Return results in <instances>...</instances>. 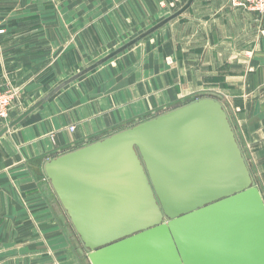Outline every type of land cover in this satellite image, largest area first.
I'll return each instance as SVG.
<instances>
[{"label":"crops","instance_id":"1","mask_svg":"<svg viewBox=\"0 0 264 264\" xmlns=\"http://www.w3.org/2000/svg\"><path fill=\"white\" fill-rule=\"evenodd\" d=\"M162 1V20L187 2ZM29 9L28 0H0V88L19 90L27 109L93 65L90 57L112 37L29 34ZM168 27L169 34H156ZM156 33L64 87L0 138V264H75L47 199L61 205L46 163L170 112L210 86L228 89L236 106L231 124L264 198V15L230 0H195ZM13 110L16 118L25 111Z\"/></svg>","mask_w":264,"mask_h":264},{"label":"water","instance_id":"2","mask_svg":"<svg viewBox=\"0 0 264 264\" xmlns=\"http://www.w3.org/2000/svg\"><path fill=\"white\" fill-rule=\"evenodd\" d=\"M195 0L52 90L183 16ZM45 174L90 264H264V198L229 116L200 99L48 161Z\"/></svg>","mask_w":264,"mask_h":264},{"label":"rangeland","instance_id":"3","mask_svg":"<svg viewBox=\"0 0 264 264\" xmlns=\"http://www.w3.org/2000/svg\"><path fill=\"white\" fill-rule=\"evenodd\" d=\"M34 1L35 0H28L30 7L29 22L31 25L29 34H50V31H54L55 34L112 35V37L108 40V44L102 48V51L99 52V54H94L90 57V61L88 62L90 64L105 57L145 32L148 28L159 23L164 17H166L165 8H167L164 6V2H158L159 0H36L39 3L37 8L31 6ZM174 1L182 3L184 0ZM152 3L154 6L149 5ZM167 6H169V3ZM172 8H176V3L175 5H172ZM35 11L36 15H32ZM169 30L170 27L165 28L163 31L156 34H169ZM2 33L3 31H0V34ZM155 38L156 35H153L151 39L154 40ZM151 39L147 42H150ZM133 48L134 47H132V49ZM132 49H129L125 53ZM121 56L122 54L109 62H116ZM227 90V88H221L219 91L218 88H212L210 86L202 93L186 99L177 107L180 108L200 99H215L223 105L230 121V117H233V120L235 121L233 111L236 109V106L234 107L230 104L229 99L227 98V93L225 92ZM15 91L17 92L18 98L14 102L13 109H16L14 114H21L22 111L27 109L26 106L28 104L21 103L19 99L20 91ZM13 109L9 119L7 121L0 122L2 126H7L16 119V117L12 116L14 111ZM237 109L240 110V108ZM236 137L239 142L240 137L237 134ZM242 138L243 137L241 135V139ZM240 147L243 151L241 145ZM243 147L245 149L243 151V155L246 162L248 161L247 163H251V159L248 158L249 152L245 146ZM249 169L251 171L250 167ZM254 185L258 187L255 180ZM47 199L54 210L53 217L60 225V234L63 240L62 247H67L65 251L68 250V248L71 250V256H75L76 259L75 264H90L88 260V250L83 247V244L81 243L79 236L75 233L66 212L63 210L61 205L56 204V199L54 204V199H50L49 196H47Z\"/></svg>","mask_w":264,"mask_h":264},{"label":"built area","instance_id":"4","mask_svg":"<svg viewBox=\"0 0 264 264\" xmlns=\"http://www.w3.org/2000/svg\"><path fill=\"white\" fill-rule=\"evenodd\" d=\"M230 4L235 8H242L264 15V0H230ZM17 98L18 95L15 90H2L0 88V122L7 121L9 119L14 102ZM69 130L73 132L75 128L70 127Z\"/></svg>","mask_w":264,"mask_h":264}]
</instances>
